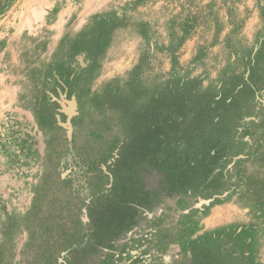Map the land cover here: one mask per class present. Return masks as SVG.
<instances>
[{
	"label": "rangeland",
	"instance_id": "rangeland-1",
	"mask_svg": "<svg viewBox=\"0 0 264 264\" xmlns=\"http://www.w3.org/2000/svg\"><path fill=\"white\" fill-rule=\"evenodd\" d=\"M0 264H264V0H0Z\"/></svg>",
	"mask_w": 264,
	"mask_h": 264
},
{
	"label": "trees",
	"instance_id": "trees-1",
	"mask_svg": "<svg viewBox=\"0 0 264 264\" xmlns=\"http://www.w3.org/2000/svg\"><path fill=\"white\" fill-rule=\"evenodd\" d=\"M194 88L192 90V94L190 95H184L180 94L181 92H184L183 89H189ZM176 91L178 93H176ZM199 86H189L186 87L185 85H168L165 87L164 92H161L162 97L167 99V101L163 102L166 103L167 107V113H170V119L171 118H182V122L180 123L183 125L184 130L186 132V140L187 143H193L196 139V136L202 135L204 133V128H206L209 120L206 115L207 110L209 109V106L211 105V99L210 95L211 92H205V93H199ZM164 93V94H163ZM165 95V96H164ZM158 108H160V104L156 105ZM186 113L183 114V113ZM187 114L189 116H187ZM184 115V116H182ZM185 117V119H184ZM187 118V119H186ZM190 118V119H188ZM175 119H171L172 124H177ZM200 139L201 136L199 137ZM203 144L205 145V152L202 153V157L199 161L200 168V177L202 181L206 179L213 171V167L217 164V162L221 159L223 154H221V151L219 149H216L212 146L211 140H207L205 137H203ZM207 140V141H206ZM201 141V140H200ZM153 161L157 162L158 155H153ZM196 155L190 154V152L187 153L186 158H184V161H181V158H177L175 156H168L169 161L173 164V172L171 173V176L166 177V182L160 181V185L162 183V190L166 192V194H172L173 192L177 191V189L182 188L183 189V183H177L178 177L183 176L186 173H189V170L192 169L194 171V168L192 166L193 159H195ZM184 162V164H183ZM179 164H183L184 167L186 166V169L182 172L178 171V168L180 167ZM183 167V166H181ZM191 167V168H190ZM169 178V179H168ZM201 184V182H200ZM178 186L176 188V186ZM194 188V187H193ZM186 188H184L185 190ZM196 189L198 187L196 186ZM124 222V219H123ZM122 223V222H121ZM123 224V223H122Z\"/></svg>",
	"mask_w": 264,
	"mask_h": 264
}]
</instances>
